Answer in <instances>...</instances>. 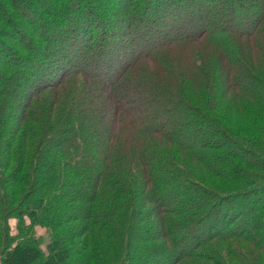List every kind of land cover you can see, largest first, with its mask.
Returning a JSON list of instances; mask_svg holds the SVG:
<instances>
[{
	"label": "trees",
	"instance_id": "16d2710c",
	"mask_svg": "<svg viewBox=\"0 0 264 264\" xmlns=\"http://www.w3.org/2000/svg\"><path fill=\"white\" fill-rule=\"evenodd\" d=\"M153 1L0 0V264H264V0Z\"/></svg>",
	"mask_w": 264,
	"mask_h": 264
},
{
	"label": "rangeland",
	"instance_id": "374dc122",
	"mask_svg": "<svg viewBox=\"0 0 264 264\" xmlns=\"http://www.w3.org/2000/svg\"><path fill=\"white\" fill-rule=\"evenodd\" d=\"M155 1H156V0H154L153 2H155ZM168 1H169V0H168ZM116 10H117V9H112V11L117 12L118 10H117V11H116ZM118 44H119V43H118ZM120 45H121V43H120ZM120 45H117L116 47H114V48L116 49V51H117L118 49L121 50L122 45H121V47H120ZM127 48H128V47H127ZM180 50H181V49H180ZM192 52L194 53V50H193ZM114 53H115V52H108V53L106 54V56H105V58H106L105 60H107V59H109V58H112L111 61H112L113 63L116 64V63L120 62L118 56H116V58H115V55H116V54H114ZM112 54H113V55H112ZM111 55H112V56H111ZM192 59H193V60H198L197 57H196L195 55L192 56ZM11 222H12L13 224H15V221H14V220H12Z\"/></svg>",
	"mask_w": 264,
	"mask_h": 264
}]
</instances>
